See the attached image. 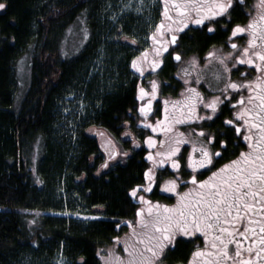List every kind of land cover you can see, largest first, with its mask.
I'll return each instance as SVG.
<instances>
[{
  "label": "trees",
  "instance_id": "obj_1",
  "mask_svg": "<svg viewBox=\"0 0 264 264\" xmlns=\"http://www.w3.org/2000/svg\"><path fill=\"white\" fill-rule=\"evenodd\" d=\"M118 2L0 0L6 5L0 9V264H51L58 253L66 264H101L98 250L138 217L140 201L131 190L140 192L147 184L149 150L141 140L124 142L129 154L108 167L99 133L121 140L134 105L129 51L116 41V32L137 36L153 12L147 10L146 21L129 14L117 18ZM78 18L89 40L65 50ZM205 44L189 42L186 48ZM22 55L29 56L30 75L18 102L14 66ZM71 94L83 96L86 106L67 129L60 121L64 108H71ZM226 140L231 143L229 135ZM170 175L159 172L158 178ZM64 205L100 219L80 223L45 214ZM196 247L180 239L168 254L184 263Z\"/></svg>",
  "mask_w": 264,
  "mask_h": 264
},
{
  "label": "snow or ice",
  "instance_id": "obj_2",
  "mask_svg": "<svg viewBox=\"0 0 264 264\" xmlns=\"http://www.w3.org/2000/svg\"><path fill=\"white\" fill-rule=\"evenodd\" d=\"M171 7L178 14L175 18L169 14V0H164L163 15L168 20L178 21L177 30L188 26L189 21L192 24L202 25L205 20L220 16L226 13L233 4V0H170ZM4 3H0V9L5 8ZM259 7L264 9V0H259ZM194 14V18L193 17ZM259 19L264 21V14H261ZM165 25L163 21L156 26V31L152 35L154 43L161 44L162 48L155 49L160 52L167 48L168 41L158 40L157 34L163 35ZM167 30H172V24L167 26ZM208 31H213L211 25L208 26ZM250 32V38L247 41L246 47L243 48V55L237 56L236 60L239 63H247L255 65L258 72H264V26L258 24L257 21H250L247 28L237 25L233 28L232 35L237 33ZM259 32V35L257 33ZM176 41V36L173 35L171 42ZM135 43V40H133ZM262 47L257 50L256 45ZM233 49L238 45L232 44ZM147 50H145V53ZM143 55V54H142ZM214 53L209 52L208 56H213ZM231 56V53H227ZM139 59V58H137ZM137 59L132 61V67L141 71L137 64ZM179 60V55L176 56ZM221 64H224L223 57L218 58ZM195 63V60H193ZM156 62L153 61V68ZM224 71H228V67H224ZM199 83V80H197ZM255 84V87H253ZM247 87L251 94L248 101L254 104V109L250 110L241 107L240 111L235 113L236 117L244 121V126H247L249 131L255 128L258 129L257 138L253 143L251 135H244V140L248 141L250 151H242L237 159L224 164L221 168L211 173L207 180L197 181L196 176L191 177L193 184H199V190L190 189L189 192L178 194L177 204L173 207L167 205L156 204L148 208L149 215L152 214L153 208L156 210V218L151 221L150 235L147 241L138 237V242L145 245V251L151 253V257L146 256L144 252L137 253L135 249L130 250L128 245H125L124 251L128 253V264H157L160 255L165 248V241L173 242L177 233H182L184 236H192L194 233L202 232L205 240L203 249L197 248L193 253V259L188 264H226L227 261H232V264H264V77L257 76L255 81H246L244 84L237 82H229L225 86V91L231 88L233 90ZM156 81H152V97L156 95ZM189 95L184 98V102L172 101L173 111L179 109L183 114L186 108L189 115L184 119H204V117L193 115L195 105L203 102V97L195 88L187 89ZM143 88L139 89V98L144 99L148 96ZM243 97L238 103H243ZM255 101H259L255 104ZM219 97H213L212 100L204 104L205 108L216 112ZM165 118L163 121L157 120L156 124H146V127H151L156 131H170L167 127L170 123H178L176 117L169 119L168 104L165 100ZM152 100H148L146 104H142L140 112L147 116L151 111ZM209 119L211 117H208ZM226 124L232 125L233 120L229 119ZM242 126L237 125L235 131L240 133ZM203 134V132H201ZM212 139L211 137L209 138ZM149 147L154 143L152 137L147 138ZM161 144L164 141L160 142ZM225 144V141H221ZM195 150V149H194ZM179 148H173L167 153H157L158 156L171 157ZM199 159H193L191 155L188 157V166L195 171L197 168H204L205 165L212 164V155L208 149L202 148ZM115 153H112L114 156ZM216 156H220V152H216ZM111 158V157H110ZM148 159L152 160L151 153L148 154ZM165 161L161 159L158 163L163 164ZM101 167H107L105 162ZM173 168H179L178 161H172ZM145 178L149 181L153 180L154 173L152 169H148L144 173ZM166 190L169 192L176 190V181L170 180L166 182ZM139 187V186H137ZM151 187V184L148 185ZM196 192V196L191 195ZM133 196L137 193V188L131 190ZM144 201V197H140ZM143 209L137 210L139 217ZM255 217V219H254ZM246 220L247 223H241ZM138 223L148 227V222L141 218ZM242 227L243 230H240ZM258 228V231H257ZM242 237L243 239H238ZM156 242V246H152V242ZM247 241V245H245ZM235 245L234 252L230 245ZM209 246L211 251H209ZM249 255L247 258L244 253ZM254 253V255H253ZM197 258H203L198 260ZM117 264H123V258L117 257Z\"/></svg>",
  "mask_w": 264,
  "mask_h": 264
},
{
  "label": "rangeland",
  "instance_id": "obj_3",
  "mask_svg": "<svg viewBox=\"0 0 264 264\" xmlns=\"http://www.w3.org/2000/svg\"><path fill=\"white\" fill-rule=\"evenodd\" d=\"M155 1L156 0H119L118 4H119L120 9L117 11L118 13L116 17L119 18L122 15L129 14L130 16H136L135 18L138 19V21L141 20L142 18L143 20L145 19L146 21L147 19L146 12L155 4ZM258 11H261L260 14H264V9H262L261 7L258 9ZM78 19H79L78 22L69 30V33L71 34V36H70V40L68 41L67 39L65 43V50L72 51V50H75V47L77 49L79 44H81V42H83L84 40V37H85L84 33L86 29L85 24H84L85 21L84 19H81V18H78ZM156 49H159V48H156ZM148 53H150L149 56H148ZM160 55H161L160 52H158L157 55H154L152 53V50L149 49L144 55L139 57V59L137 60H138V63L141 64L142 70H144L146 68L145 66L146 64L144 61L147 58V56L149 57L147 59L149 62H153V61L156 62L159 60ZM28 57L29 56L27 55L25 56L22 55L21 57H18L16 59L15 66H14V74L17 80V85L15 89V94H16L15 100L18 102L22 98L25 90L28 87V83H29L30 72H29ZM179 73L182 76L181 79L185 83L184 89L182 87L183 90L181 93H179L180 95L178 97H175V95L177 94L176 92L177 87L176 85L172 83V85L169 87L170 90L166 91L164 94L170 97H175V98L163 97V96L160 97L159 95V100H160L159 104H160L162 116L161 118L157 120H161V121L164 120L165 118L164 101L167 100L169 101V104H168L169 119L171 120L173 117H176L178 120H180V122L168 124L167 127L171 129L170 131H166V132L156 131L162 134L161 141H164V143L163 144L160 143L159 146L153 145L154 148L151 151L153 159L150 160V165H151L150 169H152L154 173L153 180L149 181L146 179L147 184L144 185L142 188H140V192H137L135 195L138 201H140L139 209H143V211L141 215L137 217V219L133 223H130L127 230H125L124 232L121 231L122 233H120L119 236L113 240L111 245L98 250L99 252L98 256L100 258L101 264H117V260H116L117 257L123 258V264H128L129 256H128V253L124 251L125 245H128L130 250L135 249L137 253L144 252L146 256L151 257V253H148L145 251V245L140 244L138 242V237L143 238L145 239V241H147L148 236L150 235L151 221H153L156 218L155 208H153V212L151 215H149L148 208L156 204H160L162 206L167 205L170 208L175 206L177 204L178 194L189 192L190 189L199 190V187H200L199 184L198 183L193 184L191 182V177L193 175L196 176L197 181L207 180L208 177L211 176L212 172L221 168V167L216 168L209 174L208 170H204V171L196 173L202 168H197L195 169V171H193V169L188 166L189 155H191L193 159H199L201 155L200 150L202 148H206L208 149L210 154H213V151L216 152V150H219L220 156H222L224 154L222 150L227 149L228 143L226 142L224 144L226 146L222 147L220 150L221 139L216 141V144H215L216 148L214 147L215 145L211 146V140L208 139L209 136L205 134L206 128H205V125H202V123H200V125L198 126L194 124L184 126L187 123H191L196 119H184L185 116L189 115L186 108L183 110V114L181 113L179 109H177L176 111H173L172 101H180L181 103H183L185 97L189 95H193L192 93H189L187 89L195 88L203 97V105L205 103L210 102L213 97H219V100H221L220 102L224 103V107L221 110L218 109L216 111V114H215V117H217L216 119L220 120L223 123L225 119H226L225 121L229 119L232 120V115L234 113L233 118L236 121L242 122L240 124L238 123L239 125L241 124L244 125V121L236 117L235 113L239 112L241 107H245L250 110L254 109V104L248 101V97L251 94L248 92L246 86L239 89L240 94L239 96L238 94H236V97L234 94L232 96V94L228 93V91H225V86L229 82L234 81V82L239 83V82L248 80L246 77H244L243 72L239 69L230 73L229 76H227V72H224L226 73V75L224 76L222 73L219 72L218 68L215 66L212 67L211 69H206V71L197 72L196 66L194 64V65L189 66V68L182 66ZM256 76L264 77V72H258L256 69ZM189 80L190 82L188 83ZM197 80H199V83H197ZM255 80L256 79H253V81ZM152 81H156L155 78L150 79V82H149L150 88L148 90V93H149L148 98H150L151 100H154L158 96L157 94H158L159 86H158V82H156V85H157L156 95H155V98H153L151 95ZM244 83L245 82H242L241 84H244ZM253 87H255V84H253ZM228 96H230L231 99L230 98L227 99ZM241 97L244 98L243 103H238V101L241 100ZM66 101L68 102L70 101L72 105H71V108L70 107L64 108L62 112L63 117H62V120L60 121V126L66 127L68 129V127L73 125L72 123L73 119L77 120L79 118L80 113L83 111V109L86 106V103H85L83 96H80V98L77 97L76 99L74 98V94H71L68 98H66ZM235 102L237 106L235 107V110L233 112V105L235 104ZM258 103L259 101H255V104H258ZM198 104L199 103L195 105V112L193 113V115H196V116H197L196 107ZM209 111H212V110L210 109ZM200 112L204 117V119H201V122H205L207 120L208 114L206 113V110L203 109L202 107L200 109ZM156 121H154V123L150 122L149 124L155 125ZM233 126L234 125H230V127H233ZM66 128H63V130H65ZM244 129H246L247 133L251 132L249 131L247 126H244ZM201 132H203V134H201ZM99 134H100V137L102 138V139H99L100 145L105 150L107 158H110L112 156V153H115V152L117 153V155L114 158L107 160L109 164L108 167L114 166L118 163H122L125 160L124 156H126V154H129L127 149L123 147V143L131 142L132 139L129 138L127 134H124L121 140L116 141L113 139L112 140L108 139L110 137H108L105 133H99ZM218 135H221V134H218ZM144 144L147 147H149L148 142ZM173 148H179V151L175 152L171 157H168V156L161 157L157 155V153H167ZM181 149H182V153L180 152ZM230 150L231 149L228 148L226 153H228ZM179 153H181L179 156V164L181 168L180 167L173 168L172 161L176 160L175 158H178ZM220 156H217V157L220 158ZM161 159L165 161L163 164L158 163V161H160ZM167 164L168 166H166ZM207 166L208 165H205V167ZM167 169H170L171 172H169ZM177 170L178 172H176ZM164 171H168L171 174L170 176L175 177L177 181L179 179L181 180V181H178V184L176 183L175 191L169 192L166 190L167 188L166 182L170 180H174V179L168 178L166 176L163 178L162 177L158 178L159 172L163 173ZM183 171H185V174L183 173ZM155 180H156L155 191L159 190L160 192H164L172 196V197H169L168 195H166L169 198L168 201L164 199L159 200L157 198L156 199L150 198L149 195L152 192L153 185L155 184ZM189 180H190V183L188 184ZM149 184H151L150 188L148 187ZM179 184H180V188H178ZM191 195L195 197L196 192H192ZM141 196L144 197V201L140 200ZM45 214L50 217H61V218H66V219H72L80 223L91 222L93 220L100 219V217L94 216L91 213H87L85 209L80 208L77 210L74 207H72V209L69 210V208L68 207L66 208L65 205L64 207L61 208L59 212H47ZM141 218H143L146 222H148V227H145L144 225L138 223V221ZM177 234H178V241L181 239L179 237H182L183 239H187L191 237V236H184L182 233H177ZM197 234H199L202 237L199 239H196L197 242H194V243H198V246H200V248L203 249L205 247L204 235L202 232H197ZM170 244L171 243L165 241V248ZM152 246L155 247L156 242L153 241ZM165 248H164L163 253L159 257L157 264H178L175 261H173V258H172L173 255L171 254L170 256V254H168L169 251L166 252ZM197 248L198 247L194 248L189 254L186 261L181 264H185L186 262L188 264V262L193 259L192 253ZM197 259L200 260V258H197ZM228 263L229 262L227 261L226 264ZM51 264H66V260H64V257L62 256V254L58 253L55 257V260H53Z\"/></svg>",
  "mask_w": 264,
  "mask_h": 264
},
{
  "label": "flooded vegetation",
  "instance_id": "obj_4",
  "mask_svg": "<svg viewBox=\"0 0 264 264\" xmlns=\"http://www.w3.org/2000/svg\"><path fill=\"white\" fill-rule=\"evenodd\" d=\"M169 4H170L169 14L175 18L178 14L174 11V9H172L170 0H169ZM116 8H118V5H116ZM259 8H260L259 0H233L232 6L229 8V10L226 13L221 14L220 16L211 18L209 20H205L204 24L202 25L192 24L189 21V24L187 27L177 30L178 21L168 20L163 15L164 0H156L155 4L150 8L153 12L150 22L148 23L146 27H144L142 31L139 32V34H137V36L128 35L125 32L119 30L120 29L119 28L118 31L116 32L117 36L115 39H117L116 41H119V43L121 45H124V47L127 48V51H129L127 64H126V68H127L126 70H127L129 78L133 80V82L135 81V90H136L135 95L133 97L134 105L131 108V112L128 113L127 123L125 124V128H124L125 132L122 135L127 134L129 138H131L132 140H137V141L141 140V142H143V145H145L144 143L147 142L148 137H152L154 143L152 144L151 147H147L149 150V153H151L152 149L154 148L153 145H156V146L160 145V142L162 140V136H161L162 134L159 132H154L151 129V127H146L145 125L149 124L150 122L154 123V121L161 118L162 116L161 108L159 104L160 103L159 95L160 97L162 96L170 97L168 95H165L164 93L170 90L169 87L172 85V83L176 85L177 87L176 89L177 94L175 95V97H178L180 95L179 93H181L182 90L184 89L185 83L181 79L182 76L179 73L182 66L189 68V66L195 64L197 72H203V71H206V69H211L212 67L215 66L218 68L219 72L222 73L224 76L226 75V73H224L225 72L224 67L227 66L228 67L227 76H229L230 73H232L233 71L239 69L243 72L244 77L248 79L242 82H246L249 80L253 81V79H256L257 76H256L255 65H249L247 63H239L236 60L237 56L243 55V48L248 46L247 41L249 40L251 34L250 32L246 31L244 33H237L235 36H233L232 31H233V28H235L237 25L247 28L249 22L253 20L257 21L259 25L264 26V21H261L259 19L261 15L260 14L261 11H258ZM192 18H194V14ZM162 21L165 25L164 30H162L163 35L161 36L160 34H157L156 38L158 40L168 41L167 48L160 51L161 55H160L159 60L156 61L155 68H153V62H149L147 60L149 58L148 56L150 55V53H148V56L144 61L146 64L145 65L146 68L141 73V71H138L137 69L132 67V61L134 59L141 57L142 54L144 55L145 50L148 51L149 49L152 50V53L154 55H157L158 52L155 51V49L162 48V45L154 43L152 39V35L156 31V26L160 24ZM169 24H172L171 31L167 30V26ZM209 25H211V27L213 28V31L211 32L208 31ZM84 34H85V37H84L83 42H81V46L87 44L89 40V32L87 28L85 29ZM173 35L176 36V41L174 43L171 42V38ZM257 35H259V32L257 33ZM133 40H135V43H133ZM202 40H205L206 42L205 45H202L196 48L195 47L186 48V45H188L189 42L193 44H197L199 41H202ZM232 44H236L238 45V47L236 49H233L231 46ZM255 47L257 50H259L262 46L260 44H257ZM209 52L214 53V55L211 57L208 56ZM227 53H231L232 55L228 56ZM177 55H179L180 57L179 60L176 59ZM219 57H223L224 64L220 63V60L218 59ZM193 60H195V63H193ZM137 64H138V67L142 69V66L141 64L138 63V60H137ZM151 78H155L156 82H158V86H159L158 94H157L158 96L154 100H152L151 111L148 112L147 116H144L140 112V107L142 104H146L148 100H151V99L148 98V96H145L144 99L141 100L139 98V89L143 88L148 93V90L150 88L149 82ZM189 82L190 80L188 81V83ZM242 82H239V83L241 84ZM227 91L228 93L232 94V96L234 94L235 97H236V94H238V96L240 94L239 89L231 90V88H229L227 89ZM230 96H228L227 99H229ZM175 97H170V98H175ZM236 106L237 104L235 102V104L233 105V112ZM201 107L206 110L208 117H211V118L209 119L207 117V120L205 122H201V119H196L193 122L187 123L184 126L193 125V124L198 126L200 125V123H202V125H205V128H206L205 134L209 136L208 139L210 137L212 138L211 146L212 145L214 146L216 144V141H218L219 139H221V141H225V143L226 142L228 143V141L226 140L228 135L231 138L230 140L231 143H228V147H227V149L230 148L231 150L228 153H226L227 149L226 150L223 149L222 151L224 152V154L220 156V158H218L216 156V152L219 150H216V152L213 151V154H211L212 164L196 172L198 173L204 170H208L210 174L214 169L222 167L224 164H227L230 161L237 159L242 151L244 152L250 151L249 146H248L249 142L244 140V135L246 134L251 135L253 137V143H255V140L257 138L258 129L253 128L251 129V132L247 133L246 129H244V125L241 124L240 126H242V130L240 133H237L235 131L236 126L242 122L236 121L233 118L234 113L232 115V120H234L232 125L234 126L230 127V125L226 124V121H225L226 119L224 120L223 123L220 120L216 119L217 118L215 117L216 112L213 113L212 111H209L210 109L208 108L206 109L203 105V102L199 103L196 107L197 116L203 117V115L200 112ZM223 107H224V103L219 102L216 111L218 109L221 110ZM218 134H221V135H218ZM88 135L90 137L97 138L98 134H97V131L90 130L88 131ZM108 139L112 140L111 137ZM99 143H100V140H99ZM99 146L104 154V158L106 161L114 158L117 155V153L115 152L114 156H111V158H107L105 150L102 148L101 145ZM224 146L226 145L221 144L220 150ZM214 147L216 148V145ZM180 152L182 153V149L180 150ZM179 156H180V153L178 154V158H175L176 161L178 162H179ZM166 166H168V164ZM167 170L171 172L170 169H167ZM96 172H98L97 169H96ZM176 172H178V170ZM168 178L174 179L177 184H178V181H181L180 179L177 181L175 177H172V176ZM189 183H190V180L188 181V184ZM178 188H180V184ZM154 189H156V180H155V184L153 185L152 190ZM156 193H157V196L155 197L157 199H160L161 197H164V196L166 198H168V196L172 197L170 194L160 192L159 190ZM241 223L242 224L247 223V221L242 220ZM240 230H243L242 227L240 228ZM257 231H258V228H257ZM201 237L202 236H200L199 234L194 233L191 237L187 239H183L182 237H179V238H181L182 240H187V241L195 240L193 242H197L196 239H199ZM237 238L243 239L242 237H237ZM177 243H178V234H176L174 241L171 242V244L165 248V251L168 252V251L174 250ZM245 245H247V241H245ZM230 248L234 252L235 245L234 244L230 245ZM209 251H211L210 246H209ZM244 255L247 258L249 254L245 252ZM202 259L203 258H200V260ZM228 262H229L228 264L232 263V261H228ZM176 263L181 264L182 262H176ZM185 264H187V262Z\"/></svg>",
  "mask_w": 264,
  "mask_h": 264
}]
</instances>
